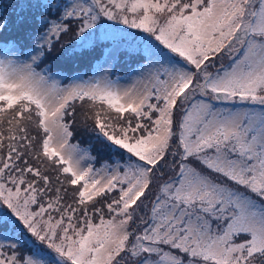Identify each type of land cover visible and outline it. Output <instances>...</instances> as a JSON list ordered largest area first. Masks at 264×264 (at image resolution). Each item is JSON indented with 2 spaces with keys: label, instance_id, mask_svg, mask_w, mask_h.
Segmentation results:
<instances>
[{
  "label": "snow or ice",
  "instance_id": "6c2138e0",
  "mask_svg": "<svg viewBox=\"0 0 264 264\" xmlns=\"http://www.w3.org/2000/svg\"><path fill=\"white\" fill-rule=\"evenodd\" d=\"M0 264H264V0H0Z\"/></svg>",
  "mask_w": 264,
  "mask_h": 264
},
{
  "label": "rangeland",
  "instance_id": "374dc122",
  "mask_svg": "<svg viewBox=\"0 0 264 264\" xmlns=\"http://www.w3.org/2000/svg\"><path fill=\"white\" fill-rule=\"evenodd\" d=\"M14 5L13 7H6L5 14L10 15V17H13L11 22L15 21V12H14ZM10 27H14V23H10ZM71 34L69 36L63 37V40H70ZM107 42H101V44H106ZM100 47L95 48V50H84L83 55H80L79 52L74 57H67L63 56L60 59L57 60V64L61 67H64L66 69H71L72 73L79 72L81 75H84L85 78L88 76H91L94 74L98 62L99 64H103L105 57L100 55ZM54 56L60 57L61 52L59 49H57L56 52L53 53ZM93 57H96V60H92ZM92 61V62H91ZM96 61L95 65L92 67L94 62ZM91 62V63H90ZM111 63V62H110ZM135 64L130 61L126 60L123 57H121L120 62L116 64L114 68L111 69L112 72V78L115 79L117 76L121 78V84H128L131 81H129L127 77V73L130 72L131 68L134 67ZM107 67V65H106ZM81 69L80 71H75Z\"/></svg>",
  "mask_w": 264,
  "mask_h": 264
},
{
  "label": "trees",
  "instance_id": "16d2710c",
  "mask_svg": "<svg viewBox=\"0 0 264 264\" xmlns=\"http://www.w3.org/2000/svg\"><path fill=\"white\" fill-rule=\"evenodd\" d=\"M6 15H7V14H6ZM8 16L10 17V15H8ZM12 19H13V17H10V21H11ZM96 59H97L96 57H93L92 60L94 61V60H96ZM91 62H92V61H91ZM91 62H90V63H91ZM95 63H96V61L94 62V64L92 65V67L95 65ZM74 70H75V71H80L81 69H78V68H77V70H76V69H74Z\"/></svg>",
  "mask_w": 264,
  "mask_h": 264
}]
</instances>
